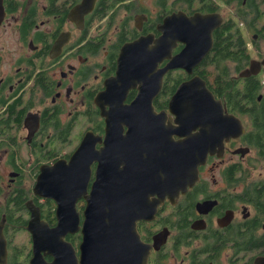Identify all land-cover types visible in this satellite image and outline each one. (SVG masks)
<instances>
[{
    "label": "flooded vegetation",
    "instance_id": "obj_1",
    "mask_svg": "<svg viewBox=\"0 0 264 264\" xmlns=\"http://www.w3.org/2000/svg\"><path fill=\"white\" fill-rule=\"evenodd\" d=\"M124 11L130 14L122 17ZM166 35L181 37L173 41L172 56L188 47L198 62L191 73L184 67L165 73L153 99L160 123L190 125L171 100L198 76L225 115L175 134L178 161H188L195 141L187 139L199 137L204 125L202 147L219 138L224 146L207 154L197 174H164L195 178L187 189L164 195L154 219L137 221L141 243L150 249L148 264H264V0H0V197L9 189L0 203V264L55 261L48 250L36 252V228L58 225V203L37 194L38 179L44 171L50 182L54 167H66L88 134L94 138L87 145L95 139L101 149L106 120L98 100L117 74L121 50L149 36L164 50ZM224 47L231 49L218 50ZM225 51L247 54L227 58ZM169 62L163 59L158 68ZM138 93L130 89L126 102ZM215 126L232 133H216L214 143ZM98 165H88V192ZM165 186L160 183L162 194ZM86 205L84 196L76 201L81 228ZM66 240L82 264L81 230Z\"/></svg>",
    "mask_w": 264,
    "mask_h": 264
},
{
    "label": "water",
    "instance_id": "obj_2",
    "mask_svg": "<svg viewBox=\"0 0 264 264\" xmlns=\"http://www.w3.org/2000/svg\"><path fill=\"white\" fill-rule=\"evenodd\" d=\"M169 39L171 36L166 35L165 49L160 50V47V51L157 40L152 36L141 37L123 47L117 74L108 83L104 100H98L106 120L103 146L96 149L93 145L95 139L92 146H88L90 137H93L88 134L66 167L64 164L54 167L50 182L46 183V172L40 175L36 192L57 201L58 225L51 229L36 228L38 254L48 250L58 264L71 262L74 255L77 264V250L66 237L81 230L83 240L79 249L82 264H148L150 249L141 243L137 221L154 219L164 195H171L174 189H187L195 178L181 179L177 175L165 178L164 174H197L209 152L221 146L223 149V138H219L220 142L216 145L202 147L200 136L208 131L204 125L198 133L199 137L187 139L195 141L189 148L188 161L182 158L178 161L176 148L172 145L175 134H190L200 123L205 122L206 117L211 116L215 120L225 115L218 111L223 108L222 102L216 99L205 81L198 76L180 85L171 100L175 113L176 109L184 110L182 116L190 120V125L177 119L175 121L181 123L179 127L172 124L171 119L169 124L160 123L162 114L155 110L153 99L162 88L165 73L179 67L191 73L198 62L190 57L192 50L188 47L172 56L173 41L181 37L176 35ZM153 41L156 42L155 47ZM165 58H169L170 62L165 68L159 69L158 63ZM132 88H137L139 93L132 102L127 103ZM106 106L109 108L106 109ZM216 133L225 137L232 132L227 127L215 126L214 143L217 140ZM163 136L165 144L160 143ZM94 161H98L99 165L96 179L88 192V165ZM161 182L166 183L164 194L161 192ZM177 183L181 185L174 186ZM82 196L87 205L81 228L76 201ZM1 240L2 236L0 244ZM36 261L38 264L44 262L40 259ZM261 262L264 263V257Z\"/></svg>",
    "mask_w": 264,
    "mask_h": 264
},
{
    "label": "trees",
    "instance_id": "obj_3",
    "mask_svg": "<svg viewBox=\"0 0 264 264\" xmlns=\"http://www.w3.org/2000/svg\"><path fill=\"white\" fill-rule=\"evenodd\" d=\"M227 48L228 47H224V48H220L218 50L219 51H224V50H227ZM228 49H231V48H228ZM246 54H247V52H243V53H228V51H225V57H227V58H235V59H237V58H240V56L245 57ZM216 71H221V69H214L213 70V74H215ZM249 100H251V99H249Z\"/></svg>",
    "mask_w": 264,
    "mask_h": 264
},
{
    "label": "rangeland",
    "instance_id": "obj_4",
    "mask_svg": "<svg viewBox=\"0 0 264 264\" xmlns=\"http://www.w3.org/2000/svg\"><path fill=\"white\" fill-rule=\"evenodd\" d=\"M127 14H130V12L128 11L127 13H126V11H124V12H122L121 13V16L123 17H126L127 16ZM9 189L7 188L6 189V191H5V193L0 197L1 199H0V203H4V200H5V195H6V193H7V191H8ZM26 236V234H21V238L22 237H25Z\"/></svg>",
    "mask_w": 264,
    "mask_h": 264
}]
</instances>
